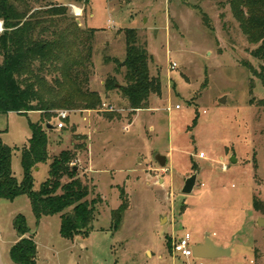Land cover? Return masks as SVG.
Masks as SVG:
<instances>
[{
  "label": "rangeland",
  "instance_id": "obj_1",
  "mask_svg": "<svg viewBox=\"0 0 264 264\" xmlns=\"http://www.w3.org/2000/svg\"><path fill=\"white\" fill-rule=\"evenodd\" d=\"M12 1L22 2V10L27 2L31 14L45 12L50 4L66 6V16L43 18L50 27L47 35L66 29L75 33L76 26L82 32L97 30L89 88L102 96L103 106L51 113L54 129H45L49 160L34 172V188L39 190L53 159L69 152L71 166L90 188L89 201L101 199L90 236L78 237L85 249L77 244L68 250L59 215L37 223L27 196L8 203L11 211L26 218L40 253L50 250L47 246L54 250L48 252L50 264H264V227L259 226L264 211L254 208L255 198L264 204V107L259 105L264 86L253 73L260 72L263 63L252 55L258 46L248 42L227 1ZM75 8L81 10L78 16ZM127 29L137 30L151 56V76L162 84V94L150 97L147 110H132L120 92L106 93L104 86L116 75L115 60L126 59ZM49 69L46 78L53 84L61 74ZM123 72L117 75L121 85ZM51 94L44 92L43 97L61 100L67 95L64 89ZM109 107L114 110L107 111ZM61 111L69 117L64 128L57 129ZM42 118L40 112L0 115L2 139L14 150L12 170L19 182L29 124ZM202 153L205 158H200ZM157 155L166 157L164 167ZM194 174L195 189L185 195V182ZM125 199L129 208L115 231L112 211ZM186 234L193 246L205 244L209 236L217 246L230 248L231 256H178L173 244Z\"/></svg>",
  "mask_w": 264,
  "mask_h": 264
},
{
  "label": "trees",
  "instance_id": "obj_2",
  "mask_svg": "<svg viewBox=\"0 0 264 264\" xmlns=\"http://www.w3.org/2000/svg\"><path fill=\"white\" fill-rule=\"evenodd\" d=\"M226 1L248 42L258 46L252 55L263 65L260 72L253 70V73L264 86V0ZM21 3L0 0V20L4 25V31L0 34V115L17 113L27 116L32 112H40L44 118L29 124L31 138L28 145L21 149V182L12 170L14 150L4 143L3 132L0 131V199L14 201L20 196H27L37 223L44 217L59 215L64 239L72 241L77 237L87 238L94 229L96 205L101 199L89 201L90 188L78 177V169L71 166L70 153L62 152L53 159L49 166V178L39 190L34 188L33 173L39 165L49 160V138L45 129L51 125L50 119L54 116L51 113L63 108L96 110L103 106L102 96L89 88L93 56L91 44L97 30L82 32L76 26L75 33L66 29L54 30L47 35L50 27L44 25L46 21L43 18H61L67 15L68 8L50 4L45 12L31 14L32 9L27 2L24 10L20 7ZM208 19L204 15L207 23ZM80 32L86 35L84 39L79 37L83 35ZM124 32L126 59L124 62L115 60L116 75L106 80L105 90L106 93L120 92L132 110H147L150 97L162 94L161 80L151 76V56L147 46L139 42L137 30L127 29ZM70 36H74V39H70ZM74 48L77 50L73 53ZM84 50L85 54L82 53ZM49 67L61 74L60 79L52 80L53 84L46 78ZM123 70L125 84L121 85L117 75H121ZM63 89L67 95L61 100L43 97L44 92L58 95ZM259 105L264 107V99ZM194 169L197 170L196 167ZM66 178L68 182L63 183ZM124 196L122 191V201ZM128 208L125 199L118 210L112 211V228L115 231L119 229ZM254 208L263 212V202L255 198ZM14 227L22 237L30 233L23 215L15 218ZM11 258L16 264H37L34 238H23L12 248Z\"/></svg>",
  "mask_w": 264,
  "mask_h": 264
},
{
  "label": "crops",
  "instance_id": "obj_3",
  "mask_svg": "<svg viewBox=\"0 0 264 264\" xmlns=\"http://www.w3.org/2000/svg\"><path fill=\"white\" fill-rule=\"evenodd\" d=\"M75 10L77 11V16H78L81 10L79 8H75ZM92 29H96V28H92ZM30 138L27 140V143L23 147L28 145ZM39 167L36 168L34 170V172L38 171ZM33 175H34V173H33ZM20 197H18V198H20ZM18 198H16L14 201H8L5 199H0V264H16L11 258V250L23 238L33 237L34 241H35V236H33V234L29 233V234L25 235L24 237H22L18 234V232L16 231V229L14 227V220H15L16 216L18 215V213L11 211L10 206H9L10 204H8V203L14 204ZM45 218H47V217L42 218L40 223H42V221ZM78 239L79 238L77 237L72 241L67 240V243L69 245L68 246L69 251H72L73 248L75 246H77V244L81 245V247L85 249V245L83 244V242H79ZM35 243L37 245V264H50L51 262H53L52 256L49 255V253H48V252L54 251L51 248V246H47V248H50V250L45 248L46 252H44V254L42 255L40 253L41 249H40L39 243H37L36 241H35ZM221 247H224V246H221ZM224 248H226V247H224ZM231 253H232V250H231Z\"/></svg>",
  "mask_w": 264,
  "mask_h": 264
},
{
  "label": "water",
  "instance_id": "obj_4",
  "mask_svg": "<svg viewBox=\"0 0 264 264\" xmlns=\"http://www.w3.org/2000/svg\"><path fill=\"white\" fill-rule=\"evenodd\" d=\"M124 65V63H123ZM222 103L225 102V99L221 101ZM47 129H54V126L47 125ZM156 160L159 163L161 167H164L166 165V157L157 155ZM232 162L236 163V158H232ZM197 174L192 175L190 178H188L185 182V185L183 187V194L190 195L195 189L196 183H197ZM259 226L264 227V219H259ZM194 258L200 259V260H209V259H217V258H224V257H230L231 256V249L230 248H224L221 246H217L209 236L206 237V242L203 245L194 246Z\"/></svg>",
  "mask_w": 264,
  "mask_h": 264
},
{
  "label": "built area",
  "instance_id": "obj_5",
  "mask_svg": "<svg viewBox=\"0 0 264 264\" xmlns=\"http://www.w3.org/2000/svg\"><path fill=\"white\" fill-rule=\"evenodd\" d=\"M4 25L0 22V33H3ZM176 67V64L173 65V69ZM104 107H107L104 104ZM176 109H180V106H177ZM114 108L109 107L107 111L112 112ZM68 113L65 111H61L58 114V124L56 126L57 129L64 128V122L68 119ZM200 158H205V154H200ZM193 244L191 243V236L190 234H186L184 237L176 240L173 244V251L176 255L181 256L183 258H194V251H193Z\"/></svg>",
  "mask_w": 264,
  "mask_h": 264
}]
</instances>
